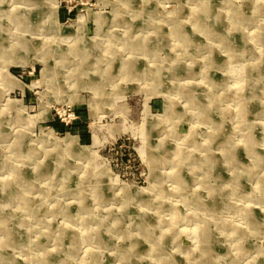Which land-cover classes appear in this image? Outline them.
<instances>
[{
	"label": "rangeland",
	"instance_id": "1",
	"mask_svg": "<svg viewBox=\"0 0 264 264\" xmlns=\"http://www.w3.org/2000/svg\"><path fill=\"white\" fill-rule=\"evenodd\" d=\"M263 183L264 0H0V264H264Z\"/></svg>",
	"mask_w": 264,
	"mask_h": 264
},
{
	"label": "bare ground",
	"instance_id": "2",
	"mask_svg": "<svg viewBox=\"0 0 264 264\" xmlns=\"http://www.w3.org/2000/svg\"><path fill=\"white\" fill-rule=\"evenodd\" d=\"M15 15H17V14H15ZM14 16V15H13ZM23 16V15H22ZM14 18V17H13ZM20 18V17H19ZM17 21V20H16ZM19 21V20H18ZM19 23V22H18ZM24 24V23H23ZM25 40V39H24ZM259 65V64H258ZM260 67V66H259ZM260 70H262V68L260 67ZM12 82V81H11ZM100 85V84H99ZM212 103V102H211ZM250 135V134H249ZM246 137H249V136H246ZM250 138V137H249ZM249 138H245V142H247L248 143V145L249 144H252V140H250ZM144 146L143 145H140V149H141V151L143 152V154L144 155H146V153H145V151H144V148H143ZM251 147V146H250ZM13 151L16 153V154H19V152L21 151V149L18 147V146H16V145H14V148H13ZM151 155V154H150ZM147 156V155H146ZM255 156H256V158H257V161L259 160V158H258V156L255 154ZM148 157V156H147ZM9 166V165H8ZM7 166V167H8ZM16 166V165H15ZM9 169V168H8ZM15 168H10V171L12 172L13 171V173H14V170ZM35 172V171H34ZM18 174V173H17ZM212 174V173H211ZM251 174V173H250ZM239 174H236V176H235V178H238L237 176H238ZM249 175V174H248ZM22 176V175H21ZM29 177V176H28ZM28 177H25V179L26 180H24L25 182H28L27 180H28ZM9 179V178H8ZM177 180V179H176ZM160 188H161V186H160ZM264 191V183L263 184H261L260 185V188H258V192H259V195L261 194V192H263ZM261 196H263V195H261ZM18 197H20V195H18ZM21 198H23V197H21ZM219 198V197H218ZM264 197H261L260 199H263ZM19 200V199H18ZM23 201V200H22ZM197 204V203H196ZM198 206H200V207H204V205L203 204H200V205H198ZM239 211H240V213L246 218V220L249 222V224H254V223H256V216L254 215V213L253 212H251L250 211V208H248V207H243V208H240L239 209ZM213 212V211H212ZM211 213V212H210ZM146 223V229L143 227V224H145ZM150 224V221L147 223V222H145V221H141V223H139V224H137V225H139V227H141V228H143L144 230H145V234H144V237H145V239H147L150 243H152V245L154 246V247H157V245L159 244V241H160V236H161V234L160 235H158V236H154V233L152 232V230L151 229H149L148 228V225ZM4 230V229H3ZM231 231H232V233L233 234H235V232L237 231L236 229H233V228H231L230 229ZM195 233L197 232L198 234H199V232H203L204 233V231H202V229H200L199 230V228H196L195 229V231H194ZM237 232H240V231H237ZM125 233V232H124ZM10 237V236H9ZM206 237V236H205ZM16 243V242H15ZM20 243V242H19ZM207 244H208V242H207ZM203 251H204V253H206V254H209L210 252H211V249L209 248V246L208 245H203ZM203 253V252H202ZM166 254H168V253H166ZM205 255V254H204ZM203 256V255H202ZM166 259H168V260H170V257L169 258H166ZM165 259V260H166ZM200 259V258H199ZM172 261H173V259H171ZM102 262V261H101ZM104 264V263H103Z\"/></svg>",
	"mask_w": 264,
	"mask_h": 264
}]
</instances>
